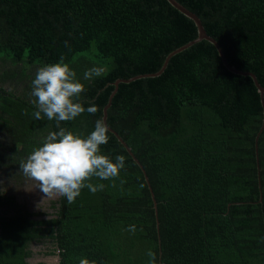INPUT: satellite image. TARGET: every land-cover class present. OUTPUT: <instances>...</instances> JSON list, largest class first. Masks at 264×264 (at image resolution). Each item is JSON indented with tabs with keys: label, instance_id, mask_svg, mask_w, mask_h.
<instances>
[{
	"label": "trees",
	"instance_id": "1",
	"mask_svg": "<svg viewBox=\"0 0 264 264\" xmlns=\"http://www.w3.org/2000/svg\"><path fill=\"white\" fill-rule=\"evenodd\" d=\"M176 1L200 19L230 66L264 87V0ZM197 36L167 0H0V178L24 183L21 163L58 130L43 114L33 117L39 67L63 55L76 72L85 86L80 102L98 111L61 127L86 137L116 80L157 73ZM93 66L105 72L83 80ZM107 113L151 189L108 131L101 154L113 162L124 156L125 167L114 179L86 181L103 190L85 187L73 203L59 196L32 211L0 189V264H31L34 245L56 264H150L148 251L156 264H264L263 107L250 77L229 72L201 40L159 76L119 84Z\"/></svg>",
	"mask_w": 264,
	"mask_h": 264
},
{
	"label": "clouds",
	"instance_id": "2",
	"mask_svg": "<svg viewBox=\"0 0 264 264\" xmlns=\"http://www.w3.org/2000/svg\"><path fill=\"white\" fill-rule=\"evenodd\" d=\"M104 72V67L93 66L83 73V80L90 81ZM84 91V84L63 55L58 62L39 67L31 82V96L35 97L32 102L37 109L33 117L40 120L43 114L49 121H55L58 130L48 132L41 146L34 148L21 163L20 170L47 199L62 196L73 203L85 187L95 194L104 185L86 181L93 176L100 180L114 179L125 167L124 156H116L113 162L101 154L100 146L109 139L108 127L102 119L95 121L94 130L86 137L61 127V122L72 121L85 111L89 114L98 111L94 105L83 107L80 95ZM127 230L135 232L136 226L131 225ZM147 255L150 264H156L155 253L148 251ZM79 264H96V261L81 258Z\"/></svg>",
	"mask_w": 264,
	"mask_h": 264
},
{
	"label": "water",
	"instance_id": "3",
	"mask_svg": "<svg viewBox=\"0 0 264 264\" xmlns=\"http://www.w3.org/2000/svg\"><path fill=\"white\" fill-rule=\"evenodd\" d=\"M167 1L172 7H174L176 10H178L180 13H182L183 15H185L186 17H188L189 19H191L195 23V25L197 27V30H198L197 38L192 40V41H190V42H188L187 44L183 45L182 47L172 51L171 53H169L167 55V57L165 58L162 67L160 68V70L157 73L135 76V77H132V78H129V79H118V80H116L115 83L113 84L114 89L112 90V92H111V94H110V96L108 98V102H107L106 106L103 109L102 120L104 121V123L107 125V116H108L107 111H108V108L111 106L112 98L116 94V92L118 90V87H119V84H129V83H131V82H133L135 80L141 79V78L159 76L164 71V69L166 68L169 60L173 56H175L176 54L186 50L187 48L191 47L193 44H196V43H198L201 40H207L212 45H214V47L216 48V50H217V52L219 54V57H220L223 65H224V67L229 72H231V73H233L235 75L250 77L253 80L254 85L257 88L258 92H259L261 105L263 107V126H264V87H262L259 84L256 76L253 73H251V72L240 71V70H237L236 68H234L233 66H230L228 64V62L226 61L224 53L221 51V49H220L219 45L217 44V42L212 37L207 35V33H206V31H205L200 19L194 13L189 11L187 8H185L183 5H181L176 0H167ZM107 127H108V131L111 132L117 138V140L124 146V148L127 150L129 155L133 158V160L139 165V167H141V169H142V171H143V173L145 175L146 183L148 184L149 190H150L151 188H150L148 177L146 176V173L143 170L142 166L140 165L139 161L132 154L131 149L127 146V144L124 142V140L113 129H111L108 125H107ZM262 130H263V127L259 130V132H258V134H257V136L255 138V152H256V161H257V169H258V179L260 178V175H259V163H258V138H259L260 133L262 132ZM259 187H260V181H259ZM151 198H152V201H153L155 215H157L156 200H155L154 194L152 192H151Z\"/></svg>",
	"mask_w": 264,
	"mask_h": 264
},
{
	"label": "rangeland",
	"instance_id": "4",
	"mask_svg": "<svg viewBox=\"0 0 264 264\" xmlns=\"http://www.w3.org/2000/svg\"><path fill=\"white\" fill-rule=\"evenodd\" d=\"M21 86H23V83L21 84ZM0 189L7 190L11 193L13 191L17 196L19 202L21 204H24L25 207L29 210H47V203L49 202L50 198L47 199L45 194L40 191L39 188H33V182L29 181L28 179H26L24 183L22 182L18 185H14L13 182H6L3 178H0ZM33 248L35 251H39L42 249L40 245H34ZM28 261L31 264H37L40 262L46 264H56L58 260L56 256H44L43 254H37L35 252V255L32 256V258Z\"/></svg>",
	"mask_w": 264,
	"mask_h": 264
},
{
	"label": "flooded vegetation",
	"instance_id": "5",
	"mask_svg": "<svg viewBox=\"0 0 264 264\" xmlns=\"http://www.w3.org/2000/svg\"><path fill=\"white\" fill-rule=\"evenodd\" d=\"M58 197H59V196H56V197H50V200H49V201L52 202L53 200H56ZM47 205H49V202L47 203ZM34 251H35V250H34ZM35 252H36L37 254H39L38 251H35ZM34 255H35V254H34ZM34 255H33V256H34ZM56 257H57V256H56ZM57 259H58V257H57Z\"/></svg>",
	"mask_w": 264,
	"mask_h": 264
}]
</instances>
